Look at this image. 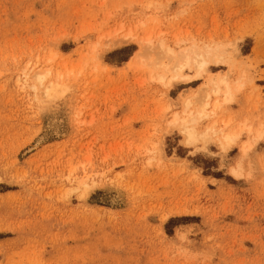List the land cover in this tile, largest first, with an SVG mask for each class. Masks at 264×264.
<instances>
[{
	"label": "rangeland",
	"instance_id": "1",
	"mask_svg": "<svg viewBox=\"0 0 264 264\" xmlns=\"http://www.w3.org/2000/svg\"><path fill=\"white\" fill-rule=\"evenodd\" d=\"M0 264H264V0H0Z\"/></svg>",
	"mask_w": 264,
	"mask_h": 264
},
{
	"label": "bare ground",
	"instance_id": "2",
	"mask_svg": "<svg viewBox=\"0 0 264 264\" xmlns=\"http://www.w3.org/2000/svg\"><path fill=\"white\" fill-rule=\"evenodd\" d=\"M146 41L149 40V38L145 39ZM193 60L194 63L197 64L198 67V72L197 75L203 74V71L207 70V66L210 64V62H219L220 58L216 55H211V53L208 51L207 54L203 53H198L194 57H192L189 53L185 55V62L182 64H179L178 68V75L182 76L183 79H189L191 76L190 75H183L182 68L185 66H188L191 64V61ZM45 79V75L39 76L40 82L43 84ZM176 79L174 77L172 80ZM212 84H216L215 88L211 91L208 92L206 97L210 98L212 94H219L223 90L221 87H224V101H231L234 97V87H232V84L230 80L227 78V76H222L220 78H217L214 76L211 79ZM240 86V84H238ZM60 87L55 85V83H51V85L45 87V94L51 95L52 93H55L57 95L60 93ZM191 101H188V107L190 106ZM219 102H216L213 105V108L208 109L211 104L209 101L205 104V106L197 109L196 111L190 110V111H185V114H179L175 113L172 122L177 123L180 122L182 125L184 132L186 134V137L188 140L192 143H197L199 140L207 141L212 133L215 134H221L220 135V141L224 145V147H229L232 143H235L236 140L239 139V136L241 132H237L236 130L228 131L225 129V127H222L220 129L216 128V123L213 124L212 126L206 127L204 130L201 132L197 129L196 124H198L199 121H201L203 118L208 117L211 112L215 111V108L218 107ZM249 130H251L250 127H248ZM55 131H58L59 126H54ZM244 127H241L240 131H242ZM42 138H40L38 141H40ZM117 200V199H116Z\"/></svg>",
	"mask_w": 264,
	"mask_h": 264
}]
</instances>
